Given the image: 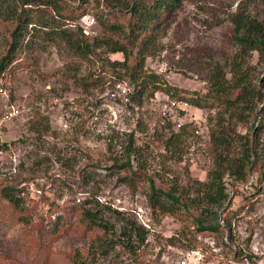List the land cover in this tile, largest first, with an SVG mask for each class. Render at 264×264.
Wrapping results in <instances>:
<instances>
[{"label": "rangeland", "instance_id": "obj_1", "mask_svg": "<svg viewBox=\"0 0 264 264\" xmlns=\"http://www.w3.org/2000/svg\"><path fill=\"white\" fill-rule=\"evenodd\" d=\"M65 1L87 13L72 22L74 30L82 27L92 42L120 39L97 22L99 3L105 8L102 0ZM240 12L264 20V0H187L158 32L148 72L186 91L191 102L184 100L189 103L184 111L165 112L170 97L152 94L153 85L140 100H127L115 91L98 58L73 56L63 43L35 33L18 54L15 70L0 80L5 90L0 93V191L6 186L20 191L19 207L0 197V264H264V168L257 172L262 180L253 193L228 180L230 200L221 216L230 207L231 238L199 232L193 224L206 207L203 191L215 154L211 131L221 111L204 98L207 78L214 64L224 66L237 52L233 17ZM13 28L0 17V55ZM106 50L96 53L104 56ZM252 64L257 65L256 56ZM89 77L103 80L81 82ZM129 86L132 95L135 89ZM193 99L205 108L191 105ZM11 106L19 111L15 117L8 116ZM232 127L240 138L234 135L230 155L238 157L242 142L255 136L254 121L233 120ZM173 133L178 136L168 145ZM131 134L148 175L134 192L112 168L125 160ZM262 141L264 146V133ZM151 179L163 189L177 184L186 200L197 203L185 223L150 209ZM253 181L252 173L248 186ZM82 209L113 231L88 230L77 214ZM131 226L147 231L144 243L136 235L123 237ZM101 238L107 240L104 249Z\"/></svg>", "mask_w": 264, "mask_h": 264}, {"label": "trees", "instance_id": "obj_2", "mask_svg": "<svg viewBox=\"0 0 264 264\" xmlns=\"http://www.w3.org/2000/svg\"><path fill=\"white\" fill-rule=\"evenodd\" d=\"M185 1L187 0H102L105 8L102 9V3H99L98 24L104 31L121 37L117 40L94 38L92 42L85 37L82 27L76 31L70 26L87 13L81 8H74L65 0H0V17L14 25L11 41L0 55V80L8 71L15 70L13 64L17 61L18 54L37 32L42 33L47 41L63 43L73 56L98 58L103 71L110 74L113 85L127 83L134 87L135 91L130 95L132 101L140 100L153 85L152 94L163 92L170 99L191 102V99L184 96L186 91L170 87L159 75L149 73L147 68V59L157 43L158 32L172 20ZM233 26V45L238 50L224 66L218 62L214 64L207 78L208 92L204 98L210 99L212 108L221 111L211 131L215 154L203 191L206 207L193 218V224L199 232L213 231L228 234L229 238L232 214L230 207L221 216V211L230 200L228 180L232 185L240 184L247 189L251 188L253 193L262 180L257 172L264 168V20L248 17L240 12L233 17ZM101 47L107 48L104 56L96 53L97 48ZM116 55H121L122 58L115 59ZM255 56L256 66L252 64ZM102 80V77H89L81 82L85 85H97ZM193 102L191 105L194 107L205 108L200 99H193ZM250 119L254 121L255 136L242 142L240 156L232 157L230 152L234 135L237 139L240 138L234 134L233 120L245 123ZM177 136L173 133L168 145ZM3 146L7 148L6 144ZM112 168L119 182L127 185L133 192L138 181L148 178L142 168V152L134 134L129 135L125 160L115 163ZM252 173L254 181L248 186ZM149 183L148 204L154 213L170 215L185 223L191 210H197V203L186 200L185 189L177 184L170 189H163L157 187L153 179ZM19 193L18 189L6 186L0 191V197L10 205L19 207ZM77 214L88 230H92L94 226L100 227L105 235L113 231L109 223L101 221L90 209H82ZM134 235L144 243L147 231L142 227L131 226L128 233H123V237H129L130 240ZM99 241L100 247L104 249L107 240L101 238ZM101 253L107 252L102 250Z\"/></svg>", "mask_w": 264, "mask_h": 264}, {"label": "built area", "instance_id": "obj_3", "mask_svg": "<svg viewBox=\"0 0 264 264\" xmlns=\"http://www.w3.org/2000/svg\"><path fill=\"white\" fill-rule=\"evenodd\" d=\"M115 91H117V93H119V95H121L122 97L126 98L127 100H129V97L131 95V89L129 84L125 83V84H117L115 86ZM0 93L3 94L5 93V90L3 88L0 89ZM189 107V103L187 101H178L175 99H167L163 105V110L166 112L168 110H172V111H184L187 110ZM18 109L15 106H11L8 113V116L10 117H15L18 114ZM181 264H186L185 261H182Z\"/></svg>", "mask_w": 264, "mask_h": 264}]
</instances>
